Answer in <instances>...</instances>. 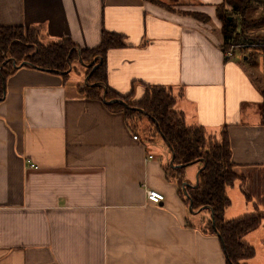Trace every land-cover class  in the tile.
<instances>
[{"label": "crops", "instance_id": "crops-1", "mask_svg": "<svg viewBox=\"0 0 264 264\" xmlns=\"http://www.w3.org/2000/svg\"><path fill=\"white\" fill-rule=\"evenodd\" d=\"M157 1L0 0V26L37 25L44 42L69 38L82 48L97 46L103 31L123 34L128 45L107 53L109 86L132 90L133 101L143 95V84L170 87L187 124L208 135L227 126L243 185L226 190L224 218L264 212L257 82L264 76V52L254 57L257 67L239 51L225 60L221 36L208 24L219 30L216 5L224 0L174 7ZM179 10L206 14L210 21ZM247 15L264 16V6ZM256 31L264 40V26ZM79 82L30 66L6 79L0 101V264H225L219 238L203 231L209 211L190 212L166 179L171 154L156 132L142 131L149 121L131 129L122 113L79 95ZM192 165L187 181L194 185L201 163ZM145 188L164 200H147ZM243 239L255 249L246 263L264 264V220Z\"/></svg>", "mask_w": 264, "mask_h": 264}, {"label": "trees", "instance_id": "trees-1", "mask_svg": "<svg viewBox=\"0 0 264 264\" xmlns=\"http://www.w3.org/2000/svg\"><path fill=\"white\" fill-rule=\"evenodd\" d=\"M164 6L174 10L171 6ZM260 6H264V0H224L216 5L222 50L232 45L239 52L250 49L249 52L242 51V57L254 67H257L254 57L264 52V40L256 31L264 26V16L251 18L247 13ZM184 13L202 22L210 21L203 13ZM127 45L123 34L111 31L101 33L97 46L82 48L69 38L44 42L42 30L37 25L0 26V101L5 96L7 77L19 67L30 66L60 75L67 81L75 69L73 64L79 63L87 81L77 83L76 92L85 98L101 101L111 112L122 113L133 130L139 129L142 119L149 121L150 126L142 131L156 132L173 155L172 165L164 166L166 179L176 184L178 195L186 204L191 203L193 211H209L210 219L203 231L219 238L225 264H247L254 257L255 249L243 238L260 226L264 212L256 209L230 220L224 218V211L230 205L226 190L237 182L241 189L243 185V177L236 172L232 161L227 126L218 135H208L202 126L187 124L184 113L175 107L176 96L170 87L143 84V95L134 101L132 90L120 93L110 87L107 53ZM257 82L264 122V76ZM194 163H201V166L197 183L191 185L186 180L185 169Z\"/></svg>", "mask_w": 264, "mask_h": 264}, {"label": "rangeland", "instance_id": "rangeland-1", "mask_svg": "<svg viewBox=\"0 0 264 264\" xmlns=\"http://www.w3.org/2000/svg\"><path fill=\"white\" fill-rule=\"evenodd\" d=\"M189 3L190 4L193 3V0H167L166 1V4H170L172 7H174L178 4L179 5H183V4L184 5H190ZM179 12H184V11L179 10ZM204 23H207V22H204ZM208 24L210 25L209 31H211L213 34H216L218 37H220L221 36V34L219 33L220 31L212 23L209 22ZM221 44H222V39H221ZM221 48H222V46H221ZM242 51L249 52V50H242ZM242 51L240 52L241 54H242ZM73 65H74L75 69L70 72V78L80 79V81L83 82L85 79L83 66H81L77 62L74 63ZM194 170H195L194 165L187 166L186 180L189 181L190 175H191V173H194Z\"/></svg>", "mask_w": 264, "mask_h": 264}, {"label": "built area", "instance_id": "built-area-1", "mask_svg": "<svg viewBox=\"0 0 264 264\" xmlns=\"http://www.w3.org/2000/svg\"><path fill=\"white\" fill-rule=\"evenodd\" d=\"M241 46V45H240ZM251 46H255V45H251ZM235 48L234 46H230L228 49H226L225 51H223V56L225 59H232L235 55ZM134 139L137 138V135H134L133 136ZM152 156L150 155L149 158H151ZM144 193H145V196H146V199L149 200V201H152L154 203H160L161 201L164 200V195L155 190V189H152V188H145L144 189Z\"/></svg>", "mask_w": 264, "mask_h": 264}, {"label": "water", "instance_id": "water-1", "mask_svg": "<svg viewBox=\"0 0 264 264\" xmlns=\"http://www.w3.org/2000/svg\"><path fill=\"white\" fill-rule=\"evenodd\" d=\"M69 70H70V68L68 69V71H69ZM84 81L86 82V81H87V78H85ZM103 96H104V95H103ZM172 163H173V155L171 156L170 161H169V164H170V165H172ZM196 183H197V176H196ZM196 183H195V184H196ZM188 209H189L190 212H193L191 203H189V205H188Z\"/></svg>", "mask_w": 264, "mask_h": 264}]
</instances>
